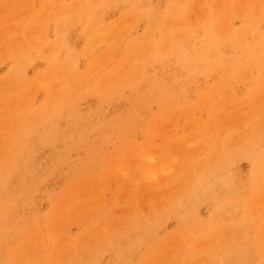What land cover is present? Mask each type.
Here are the masks:
<instances>
[{"label":"rangeland","instance_id":"obj_1","mask_svg":"<svg viewBox=\"0 0 264 264\" xmlns=\"http://www.w3.org/2000/svg\"><path fill=\"white\" fill-rule=\"evenodd\" d=\"M0 264H264V0H0Z\"/></svg>","mask_w":264,"mask_h":264}]
</instances>
